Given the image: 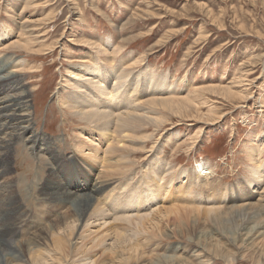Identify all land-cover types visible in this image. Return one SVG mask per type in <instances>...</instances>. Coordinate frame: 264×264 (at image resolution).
<instances>
[{
	"label": "rangeland",
	"instance_id": "obj_1",
	"mask_svg": "<svg viewBox=\"0 0 264 264\" xmlns=\"http://www.w3.org/2000/svg\"><path fill=\"white\" fill-rule=\"evenodd\" d=\"M25 1L31 3H29V5L27 4L28 6H24ZM35 1L0 0V28H6L15 35L20 31L17 24L21 22V20H27V22H32V26H37L33 28V31L39 34L37 44H34L30 52L21 48V46H15L8 50H0V52L4 55L13 54L22 56L28 61L26 68H34L24 72L25 74H29V76H21L26 89L31 95L30 106L32 108V119L34 122L31 131L33 134H38V143L45 141L51 144L52 154H55V158L61 157L59 159H67L74 164L71 165V168H73L70 171L73 173L72 178L66 177V181H64L66 184L74 182V184L68 187L70 190L79 188L83 182H95L97 173L100 170L98 164L93 163L98 160L96 161L92 158L93 162L85 161L81 154H76L77 149H75L76 147L73 140L75 141L74 137L83 135L80 133V127H82L83 124L80 123L77 118L66 113L59 104L60 101L65 98V95H67V90H63L61 86H65L64 88H66V85L69 84L66 81V79H68L66 69H68L69 64H79L81 60H85L87 56L92 55L90 54L89 46L78 44L73 40L77 38L83 40L90 39L95 40V42H97L96 44H98L101 40L110 38L114 43V47L120 45L123 48L120 57L126 56V54L128 55L129 53L133 55L134 59L145 54L147 55L148 60H145V64L135 69L136 73L141 74L145 69H148L158 75H167L169 82H176L178 84V95L184 98L190 97L192 100L198 96L196 101L197 103L199 102L198 104H200V107L198 108L201 110L198 111L199 113L196 115L201 114L202 116V114H208L210 106L215 107L212 110L217 109L215 110L217 114L216 112L215 115L212 114L214 121H208L205 120L206 117L193 118L188 116L183 118L168 116L166 113L159 112L161 113L159 116L166 119L163 121L164 124H161L156 130L152 129H155L156 126H143L138 136L143 137L149 133L153 134V138L146 140L143 145L145 147L143 150L138 146L136 152L131 154L130 161L132 164L128 170L127 167H121L119 169L120 171L118 170V172L112 174L111 177L117 180V182L110 186L111 188L109 189H114V187L124 181L128 174L133 175L132 178L135 182L138 178H142V176L145 175L143 173L147 172L146 166L152 162V158L155 155L161 158L162 161L168 164L174 171H183L185 173L192 172L193 168L196 169L201 164H206L207 162V165H209L208 167L213 173L210 179H208V182L201 183V189L194 190L200 194L201 199H196L200 205L195 204L193 207L198 206L199 208H205L206 204L203 199L208 196L207 193L210 192L209 189H214L211 194L212 197H215V201L212 203L217 202V198L225 192V199L219 201L223 209L229 210L230 206L233 207L232 204H253V211H249L250 214L247 212L248 214H246V217H250L251 213L253 212L254 214L256 210L257 213H255V216H258L255 217V222H259L264 226L262 218L264 214L261 216L259 209L254 205L258 199V193L251 192L253 196L250 197L247 192H243L241 195L237 192L236 195L242 196H238V201L233 203L229 199V194L231 192L234 193L237 186H244L246 180L250 178L248 167L251 166V164L247 158L248 150L251 149L250 147L258 148V150L264 154V108H259L258 104V102H263L264 104V0ZM73 1L78 7L77 10H74V13L71 9V4L74 3ZM68 4L70 8H68ZM23 7L24 10L22 11ZM144 10H146V12ZM142 11H144V13ZM207 11H210L215 17L220 16L219 22L224 28L219 30V24L216 20L211 22L210 18L212 16H210L211 14L207 13ZM79 18L82 20H78ZM240 26H243V29H241ZM199 34H202L203 37L207 36V40L202 38L198 43L195 42ZM162 37H164V42L163 39L160 40ZM39 45L42 46V49ZM39 49L46 50L45 52H48V54L44 55ZM47 49L53 52H49ZM246 61H248L247 63H250V61L257 62L256 65H254L256 69L253 71V74L249 76V80H253L254 85L252 84L247 92L248 94H252L253 92V95L251 99L246 100V102H242L240 98H238L239 101L236 99V101L232 103V106L226 107V103L221 101V97L223 96L204 92V95H202L200 92L196 94L193 90L191 91V89H195V86L204 88V85L207 87L208 85H212L213 82V84H221L222 82L224 85L233 83L234 81L232 79L237 80L238 76L242 75L241 71L246 69L244 66ZM89 62V64L93 66L90 59ZM242 63H244L243 66H241ZM234 73L236 75H234ZM64 76H66V78H64ZM31 85L33 87H31ZM58 95H60L61 98L58 97ZM204 98L206 99L203 100ZM57 99L60 100L57 101ZM219 99L223 103L222 105L220 103H217L218 105L215 103V101H219ZM201 104H203V106ZM206 121H208V123ZM196 131H200V134ZM176 135L177 137H174ZM193 138L194 141H192ZM155 139L159 142L155 141ZM82 140L86 142L85 138H82ZM184 140L187 141L185 142L186 144L182 143ZM156 142L157 144H155ZM188 143H191L190 146H188ZM156 145L159 149L156 153L152 154V148ZM148 151L150 152L148 153ZM31 153L22 149V144L18 142L14 146L12 156L10 157L9 163L11 165V172L8 178L11 182L15 181L16 185L18 184V186H20V188H18L20 192L16 189L17 193L15 198H18L16 206H20L23 210L19 212L21 216H18L19 219L17 221V223H21L20 221H22V226H20L18 230L13 228L10 234V236L14 234L13 241H20V239L26 240L28 238V230L37 225L41 226L45 221L46 223L49 222V220H54L55 222V215L58 212L63 213L62 215H71V213H73L67 209L70 205L65 206V208L67 207V211L65 208L59 209L60 207L55 208L48 203L41 202L39 192L45 189L44 181L49 171V164L47 161H49L48 159L50 156H48L47 153L40 152L35 157H32ZM87 153V151H84V154ZM97 156L101 158L102 155L99 153ZM42 158L44 159L42 160ZM141 174L142 176L140 177ZM164 178H169V174ZM182 180L184 181V179ZM182 183H185V181ZM14 190L15 188L11 189V191ZM177 194V191L170 188L167 198L164 201L162 200L161 204L158 205L159 207H164L166 209L171 208L173 210L175 206L178 205L176 208H178L180 218L174 219L175 217H169L168 219L169 227L167 229L170 231V228L173 226L174 235L171 234L170 237H157V239H153L156 238L152 235L154 232H147L151 237H149L150 235L147 236V233L145 235L143 231L138 232L140 236H138V234L136 235L137 239H135V242H137V244L141 242L139 246H141V249L144 251L141 258L142 261L152 260L154 264H167L165 261L157 260L159 256L164 255L171 256V258L174 259H186L185 257H187L186 260H189L188 263H190L192 259L193 262H191V264H196L197 261V264H224V262L225 264H264L263 236L259 237L257 244V240L255 241L254 246L256 248L251 246L253 244L250 245L251 247L247 246L251 249L253 247V251L244 245H242L244 246L243 248L239 244L223 245V243L226 242L225 240L217 236L213 237V226L212 223L208 222L207 217L203 216L204 218H202L201 216V218H199L200 221L195 223L196 225L191 224L193 216L191 213L194 212L188 213L191 215L188 216L187 211H189V209H195L191 206V203H193L192 199L187 195L183 196L182 194ZM173 202H175V204ZM35 203H38L40 206ZM169 205H172L173 208L171 206L169 207ZM180 205L183 206L182 210ZM189 206L191 207L189 208ZM69 208L75 213L78 212L75 211L78 209L76 204H72ZM26 212L27 214H25ZM228 218H232V216ZM233 218H236L234 221L239 220L236 216ZM25 220L27 222H25ZM175 221L180 223L183 221V224L174 226L172 223ZM234 221L233 223H236ZM125 224L118 223L114 225L117 227L122 226L123 229L126 228L124 230L131 231V226H128V224H126V226ZM91 227L90 230L96 231L93 225ZM108 227L110 228L111 225L104 227V229L101 228L100 230H102V232L99 230L98 233L104 232L105 235L109 234L107 230H105ZM183 227L185 229L183 232H176L180 231ZM208 227H210L209 229L212 232H209ZM111 229H115V227L113 226ZM142 232L144 234H141ZM204 232H207L213 239H218L219 242L222 240L220 244H222L223 250L229 253L230 260L228 259L227 261V259L218 257L217 255V258L213 256H202L203 252L201 249H203V246L201 247L197 241L198 236ZM101 233H99L100 236H102ZM144 237L147 238L144 239ZM107 238L109 239V237ZM106 239L103 237V240ZM259 244L261 245L259 246ZM102 254L101 250L97 251V257H95V259L100 261V263L106 260L105 262L110 264L111 255L110 257L109 254L103 257L98 256ZM190 254H197L195 260L193 257L189 258ZM169 262L170 264H176L177 261Z\"/></svg>",
	"mask_w": 264,
	"mask_h": 264
},
{
	"label": "bare ground",
	"instance_id": "obj_2",
	"mask_svg": "<svg viewBox=\"0 0 264 264\" xmlns=\"http://www.w3.org/2000/svg\"><path fill=\"white\" fill-rule=\"evenodd\" d=\"M29 3L25 1L24 6H28ZM68 8H70V5ZM77 8L75 2L71 4L73 13ZM23 10L24 7L22 11ZM144 11L146 12V10ZM144 11L142 12L144 13ZM207 13L211 14L210 11H207ZM210 16H212L210 18L211 22L216 20L219 24V30L224 28L219 22L220 16L215 17L213 14ZM78 20L82 19L79 18ZM31 23L32 22H27V20H21V22L17 24L20 31L15 35L6 28H0V50H8L15 46H21V48L29 52L32 51L34 44H37L39 34L33 31V28L37 26H32ZM240 28L243 29V26H240ZM163 38L164 37L160 40ZM202 38L205 40L207 36L203 37L202 34H199L195 42L198 43ZM73 41L81 45L89 46V51L92 55L87 56L85 60H81L79 64H69L68 69H66V74H68V79H66V81L69 84L66 85V88H64L65 86H61L63 90H67V95H65V98H63L59 104L66 113L77 118L78 121L83 124V126L80 127V133L83 135L73 136L75 138V141L73 140L76 147L75 149H77L76 154H81L85 161H92V158L96 161L98 160L99 162H92L94 164L97 163L100 167L95 182H83L79 188H73V190H70L68 187L74 184V182H69L70 184L64 182L66 181V177L72 178L73 176V173L70 172L73 168H71V165H74L72 161L59 159L61 157L55 158V154H52L51 144L45 141L38 143V134H33L31 131L32 124L34 123L32 119V108L30 106L31 95L26 89L21 76H29V74H25L24 72L34 68H26L28 61L22 56L13 54L4 55L0 52V264H109L105 262L106 260L100 263V261L95 259V257H97V251L99 250L103 253L101 256L98 255L99 257H103L107 254H109L110 257L111 255L112 261L110 260V264H154L152 260H141L144 251L141 249V246H139L141 242L139 244L135 242V239H137L136 235L138 234V236H140V233H138L139 231L145 232V235L147 232H154L152 235L156 238L152 236L153 239H157V237H170L171 234L174 235L173 226L170 228V231L167 229L169 227L168 219L169 217H175L174 219L180 218V213L178 212V208H176L179 203L176 204L177 206H175L174 210L169 208L170 206L172 207V205H169V209L159 207L158 205L161 204L162 200L164 201L167 198L170 188H173L178 194L189 196L193 202L191 203L192 207L195 204L200 205L196 199L200 200L201 196L194 190L201 189V183L208 182L213 171L210 170L207 162L206 164H201L196 169L193 168L192 172L189 173L174 171L168 164L162 161L161 158L155 155L152 158V162L146 166L147 172L145 171L146 173H143L145 175L142 176L141 174L140 177L142 176V178H138L136 182L135 180L133 181V175L128 174L124 181L119 183L114 189H109L111 188L110 186L117 182V180H114L111 176L113 173L118 172L121 167H127L128 170L132 164L130 161L131 154L136 152L138 146L143 150V148H145L143 145L146 140L153 138V134L149 133L143 137L138 136L143 126H156L155 129L152 128L156 130L161 124H164L163 121L166 119L160 117L159 114L161 113L159 112L166 113L168 116L183 118L188 116L193 118L206 117L205 120L209 121L214 119L212 114L215 115V110L217 109L212 110L215 107L210 106L209 108L207 106L209 108V111L207 110L209 112L208 114H202V116L201 114L196 115L199 113L198 111L201 110L198 108L200 107V104H198L199 102L197 103L196 101L198 96L192 100L190 97H187V99L178 95V84L176 82H169L167 75H158L148 69H145L141 74L136 73L135 69L145 64V60H148L146 54L135 59L131 53L120 57L123 48L120 45L114 47V43L110 38L103 39L101 42H98V44H96L97 42H95V40L90 39L83 40L77 38ZM40 47L42 49V46ZM41 49H39V51L44 55L48 54V52H45L46 50ZM47 50L53 52L52 50ZM89 59L93 66L89 64ZM247 62L248 61H246L244 65L246 69L241 71L242 75H237V80L232 79L235 84L234 82L230 84L226 82L227 84L224 85L222 82L221 84H213V82L212 85H208L207 87L205 85L204 88L200 87L202 89L195 86V89H191V91L193 90L196 94L200 92L202 95H204V92L223 96L221 97V101L226 103V107L232 106V103L238 98H240L242 102H246V100L251 99L253 95V92L252 94L247 93L250 86L253 84V80H249V76L253 74V71L256 69L254 65L257 63L252 61H250V63ZM243 64L244 63H242L241 66H243ZM234 75L236 74L234 73ZM64 78H66V76H64ZM31 87L33 86L31 85ZM58 97H60V95H58ZM205 99L206 98L203 100ZM59 100L57 99V101ZM221 101L219 99V101H215V103H220L222 105L223 103ZM258 104L259 108H264L263 102H258ZM201 105L203 106V104ZM208 121L206 122L208 123ZM196 132L200 134V131ZM174 137H177V135ZM82 138H85L86 142L83 141ZM194 138L192 141H194ZM156 139L155 141H158ZM18 142L22 144V149L29 151V153L32 152V157H35L40 152L47 153L48 156H50L48 159L49 161H47L49 164V171L44 181L45 189L39 192L41 202L48 203L55 208L60 207L59 209L65 208L66 205L71 206L72 204H76L78 209L74 210L78 212L75 213L72 211L69 208L70 206L68 208L66 207L73 212L71 215H62L63 213L58 212L56 215L54 214L56 217L55 222L53 219V221L49 220L47 223L45 221L41 226L37 225L28 230V238L26 240L20 239V241H13L14 234H12L11 237V231L13 228L18 230L20 226H22V221H20L21 223H17L19 219L18 216H21L19 212L22 209L20 206H16L18 198H15L20 186H18V184L16 185L15 181L11 182L8 178L11 172V165L9 163L10 157L12 156L14 146ZM185 142L187 141L184 140L182 143L186 144ZM155 144H157V142ZM190 144L188 146H190ZM250 148L247 157L251 164V166L248 167L250 178L246 180L244 186H237L234 192L235 195L231 192L229 194V199L231 202L235 203L239 200L238 196H240L241 193L243 194V192H247L250 197L253 196L251 192L258 193V199L254 205L257 206L256 208L259 209L262 216V214H264V154L258 150V148ZM158 149L159 147H157V145L152 148V154L156 153ZM84 151H87L89 154H84ZM149 152L150 151H148V153ZM99 153L102 155L101 158L97 156ZM43 159L44 158H42V160ZM168 174L169 178H164ZM182 179H184L185 183H182L184 182ZM12 188H15V190L11 191ZM213 190L214 189H209L210 192L207 193L208 196L203 199L206 204L205 208L194 206V210L189 209V211H187L188 216L193 215L191 224L196 225L195 223L200 221L199 218H201V216L204 218L203 216H205L208 218V222L212 223L214 232L213 237L217 236L226 241L223 245L239 244L240 246L244 245L247 247L253 244L251 246H254L256 240L257 244L259 237H264V226L259 222H255V217L258 216H255V213H257L256 210L254 214L253 212L251 213L250 217H246L249 211H253V204H232L233 207L230 206L229 210L225 208L224 210L219 201L225 199L226 193L224 192L223 195H220L217 198V202L212 203L215 201V197H212L211 194ZM237 192H239L240 195H236ZM38 203L35 204L37 205ZM173 203L175 204V202ZM180 206L182 210L183 206ZM191 206H189V208ZM192 211L194 213H191ZM188 213H191V215ZM25 214H27V212ZM229 216H232V218H228ZM235 216L239 220L234 221L236 218L234 219L233 217ZM262 218L264 221V217ZM233 221L236 223H233ZM25 222L27 221L25 220ZM182 222L175 221L172 224H174V226L182 225ZM118 223L128 224V226H131V231L124 230L126 228L123 229L122 226L117 227L114 225ZM112 224L115 229H111V227H113ZM92 225L96 228V231L90 230ZM108 225H111V227L105 230H107L109 234L105 235L104 232L101 233L102 230L100 229H104V227ZM209 228L210 227H208V229ZM99 230L102 236L99 235ZM183 230H185L184 227L176 232H183ZM143 232L141 234H144ZM207 232L201 233V235L198 236L197 243L200 244L201 247L203 246V249H201L203 252L202 256L216 257L217 255L228 261L230 255L223 250L222 244H220L222 240L219 242L218 239H213ZM209 232L212 231L209 229ZM149 233H147V236L150 235ZM103 237L105 239L109 237V239L103 240ZM149 237H151V235ZM146 238L147 237H144V239ZM263 242L264 241H262V243ZM260 245L261 244H259V246ZM244 246H242V248ZM250 247L247 248L251 249ZM196 255L190 254L189 258L193 257L195 260ZM185 258L187 259V257ZM186 259H174L171 258V256L161 255L157 260L165 261L167 264H170L169 261H177L176 264H191V262H193L191 259V262L188 263L189 260Z\"/></svg>",
	"mask_w": 264,
	"mask_h": 264
}]
</instances>
